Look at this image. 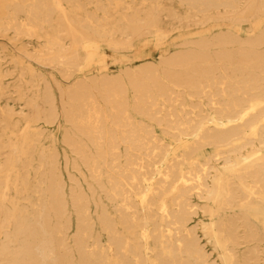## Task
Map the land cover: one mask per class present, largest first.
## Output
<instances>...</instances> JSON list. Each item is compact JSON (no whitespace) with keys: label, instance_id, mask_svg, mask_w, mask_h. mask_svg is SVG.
Instances as JSON below:
<instances>
[{"label":"bare ground","instance_id":"1","mask_svg":"<svg viewBox=\"0 0 264 264\" xmlns=\"http://www.w3.org/2000/svg\"><path fill=\"white\" fill-rule=\"evenodd\" d=\"M262 16L0 0V264H264Z\"/></svg>","mask_w":264,"mask_h":264},{"label":"rangeland","instance_id":"2","mask_svg":"<svg viewBox=\"0 0 264 264\" xmlns=\"http://www.w3.org/2000/svg\"><path fill=\"white\" fill-rule=\"evenodd\" d=\"M263 18H259L258 20V23H262L264 22V16H262ZM231 23L229 21H218L216 22L215 24L213 25H209V26H205V27H202V28H199V29H206V30H214V29H217V28H225L227 26H230ZM190 29H186V31H189ZM181 30H176L175 32H171L169 35L173 37H176L177 34L180 35L179 33L181 32H184V31H181ZM175 35V36H174ZM165 41H167V38H164ZM158 54H159V48L157 46V42L154 40V41H151L150 44H148V46H145V47H140L138 49H135L133 51H130L128 53H125V55L123 56H120L117 64L118 66L120 65H124V64H133V63H136L137 61H140V60H143V59H155L158 57ZM116 63H112L110 66L112 68L115 69ZM213 254L214 251H212Z\"/></svg>","mask_w":264,"mask_h":264}]
</instances>
